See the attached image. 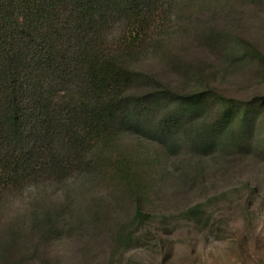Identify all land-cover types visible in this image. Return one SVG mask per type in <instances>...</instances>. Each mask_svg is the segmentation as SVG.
Returning a JSON list of instances; mask_svg holds the SVG:
<instances>
[{
    "label": "trees",
    "instance_id": "16d2710c",
    "mask_svg": "<svg viewBox=\"0 0 264 264\" xmlns=\"http://www.w3.org/2000/svg\"><path fill=\"white\" fill-rule=\"evenodd\" d=\"M197 1L0 0V204L30 186L105 172L135 203L134 222L144 224L142 200L159 162L125 150L130 137L166 156L188 149L199 158L219 152L264 163V136L256 135L264 97L180 91L137 68L173 10ZM242 46L264 64L255 48ZM40 217L53 231L60 223L52 212ZM135 236L121 225L116 241L129 249ZM15 250V236L0 239L1 263Z\"/></svg>",
    "mask_w": 264,
    "mask_h": 264
},
{
    "label": "rangeland",
    "instance_id": "374dc122",
    "mask_svg": "<svg viewBox=\"0 0 264 264\" xmlns=\"http://www.w3.org/2000/svg\"><path fill=\"white\" fill-rule=\"evenodd\" d=\"M172 13L137 68L180 91L212 87L243 102L264 97V64L242 46L264 56V0L186 2ZM258 113L260 140L264 109ZM123 147L159 162L142 200L144 224L134 222L135 203L109 173L30 186L0 204V239L15 236L8 264H264V163L219 152L199 158L188 149L166 156L131 137ZM48 212L59 218L58 230L37 222ZM121 225L136 233L129 249L116 241Z\"/></svg>",
    "mask_w": 264,
    "mask_h": 264
}]
</instances>
